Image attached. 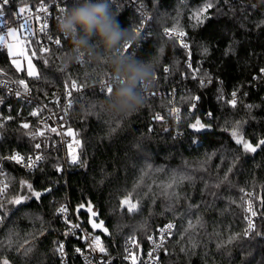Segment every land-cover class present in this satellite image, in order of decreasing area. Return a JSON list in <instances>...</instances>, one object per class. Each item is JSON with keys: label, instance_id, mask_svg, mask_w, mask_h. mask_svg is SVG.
I'll return each instance as SVG.
<instances>
[{"label": "trees", "instance_id": "obj_1", "mask_svg": "<svg viewBox=\"0 0 264 264\" xmlns=\"http://www.w3.org/2000/svg\"><path fill=\"white\" fill-rule=\"evenodd\" d=\"M48 1L15 0V4ZM134 1L108 0L122 27L134 29L142 23ZM78 2L71 0L69 7ZM141 2L151 17L147 26L150 35L132 56L155 57L158 64L144 106L128 118H113L101 107L108 96L99 92L97 85L105 73L110 74L107 65L101 61L65 63L66 40L62 48L38 54L36 77L18 71L7 52L0 49V68L27 79L35 98L53 108L64 102L65 88L72 80L87 88L85 97L78 98L66 115L79 132L80 149L78 163L63 173L57 171L60 155L47 152L54 137L32 116V107L14 104L11 112L0 116V159L14 152H47L35 172L8 166L10 187L0 201V237L6 229L25 221L37 222V218L60 225L58 209L71 204L82 225L102 237L112 264H129L123 259L125 241L135 239L136 252L146 249L149 235L167 221L174 222L176 230L162 252L163 264H264V231L250 239L244 236L241 199L244 189L264 199V146L246 153L231 135L238 131L254 146L264 139V76L259 72L264 68V0H216L204 14L210 18L202 24L193 17L206 0ZM165 28L188 35L191 67L187 65L188 52L164 35ZM229 45L232 51L225 55ZM197 68L200 72H194ZM204 72L210 73L212 82L201 87L192 77L203 78ZM254 76L258 78L254 80ZM173 90H177L182 137L176 136L168 113ZM234 90L238 92L233 108L228 101ZM196 96L199 100L193 109ZM157 115L162 119H155ZM197 119L213 131L193 132L190 125ZM24 123L29 125L27 129L22 127ZM25 181L41 196L19 206L12 204L24 197L21 184ZM129 197L139 204L135 214L120 210ZM101 222L103 227L93 228V223ZM57 244L52 234L45 237L28 251L24 264H58ZM84 247L80 239L68 241L72 264H83L73 253ZM5 260L20 264L0 254V264Z\"/></svg>", "mask_w": 264, "mask_h": 264}, {"label": "built area", "instance_id": "obj_2", "mask_svg": "<svg viewBox=\"0 0 264 264\" xmlns=\"http://www.w3.org/2000/svg\"><path fill=\"white\" fill-rule=\"evenodd\" d=\"M70 1L71 0H51L39 4L16 5L15 0H10V4L4 9L5 16L0 18V21L6 20L8 21V26L17 29V33L21 37L24 48L37 58L38 54H48L53 50L62 48L64 46L65 39L58 33L56 24L59 18L63 15L59 9L63 7L65 8V11H67L70 8ZM134 2L135 3L133 6L136 7L137 12H139V6L137 5L136 1ZM41 7H46L48 11H39ZM20 8L30 10L21 14L19 17H16V13ZM144 15L150 19L144 22V27L141 29V34H138L137 40L132 44V48L130 50L131 56L133 55L134 50H136L144 41L145 38H142L143 34L148 33L147 26L148 22L151 20V17L147 13L146 9H144ZM25 23L26 28L20 27L21 24ZM45 23H47V28H45V30L42 32L41 28ZM7 31L8 28L4 26L3 23H0V37H8ZM177 32L180 31L174 30L171 33V38H174L179 43L181 40H183L190 45L188 35L186 34L184 37H178L176 35ZM49 36H52L53 38L60 37L62 40V47H58L55 45V43L50 42L48 40ZM165 36L170 38L168 35ZM44 48H48L49 51H43ZM184 50L187 52L190 51V49ZM189 59L191 63V55L187 60V65ZM85 61V63H81L80 61L77 63L84 65L89 62L87 58H85ZM108 76H111V74H108ZM104 79H107V76ZM20 80H24L28 85L27 91H25L24 86L19 83ZM77 85L79 86L80 84L77 83ZM97 89L99 92H101L100 83L97 85ZM17 92L20 93L19 96L16 95ZM69 92H71V96L68 95ZM176 92L177 90H173L171 92L173 99L168 113L169 118L172 120L174 125V132L176 136L182 137L184 136V131L179 129L178 126L181 122L180 110L178 113L174 111V109L178 108L175 104ZM86 93L87 88L85 86H83L80 91H77L71 87L70 83L65 88L64 102L58 105L57 108H53L49 104L40 102L35 98L34 92L27 79L13 76L0 68V116L11 112L14 104L32 107V113H37V115L32 116L38 120L39 124L43 125L50 132L51 137H54L47 149V152H55L60 155L62 161L58 167L62 168V171H59V173L66 171L70 165H75L71 163V159L73 157H76L78 160L80 149L79 132L69 124L68 120L66 119V115L69 110L75 106L76 100L78 98H84ZM223 98H226V95ZM194 103L197 105V101ZM209 117V114H206V118ZM53 128L56 129L55 132L52 131ZM47 152L38 151L32 154L14 152L11 155H7L0 159V201L4 200L9 193L10 185L8 181V166H15L25 173L35 172L44 162ZM11 156H20L24 159L21 163H16L14 160L9 159ZM37 156L42 158L37 161L35 159ZM29 158H31V160H29ZM29 163H31L33 166L28 167ZM241 199L243 203V215L246 223L245 231L248 230L249 220H251L255 225V230L257 232L260 230L264 231V199L257 197L254 191L248 189H244L242 191ZM63 207L66 209L65 212H59L61 207L57 211V216L60 218L61 224L52 225L50 229V233L57 239L58 244L62 243L64 245V256L62 257L57 252L58 264H72L71 253L68 250V241L71 238L80 239L85 245L84 249H80L81 251L79 253L76 251L77 248L73 253L80 258L83 264H112L113 260L110 257L109 251L104 245L102 237L99 234L88 231L82 225L80 218L71 204L64 205ZM252 212H255L256 215L253 216ZM168 224L174 225V228L171 230V235H169L166 231L163 234V247L157 248L156 244L160 242L162 235L161 229H166ZM175 230L176 224L172 221H167L161 224L149 235L148 247L146 249L141 248L138 252H136V240L133 238L127 239L124 245L125 255L123 259L129 264H163L161 259L162 252L164 251L171 237L175 234ZM254 235L255 234L252 233L245 237L250 239ZM97 237L99 238L98 244L96 243ZM154 241L156 243H154ZM100 246L105 249L104 252H100ZM13 254L19 256L17 252Z\"/></svg>", "mask_w": 264, "mask_h": 264}, {"label": "clouds", "instance_id": "obj_3", "mask_svg": "<svg viewBox=\"0 0 264 264\" xmlns=\"http://www.w3.org/2000/svg\"><path fill=\"white\" fill-rule=\"evenodd\" d=\"M56 29L69 45L65 63L87 58L107 65L113 91L101 107L109 116L128 118L144 106L158 60L117 54L124 45L131 46L138 33L121 26L108 0H79L59 18Z\"/></svg>", "mask_w": 264, "mask_h": 264}, {"label": "snow or ice", "instance_id": "obj_4", "mask_svg": "<svg viewBox=\"0 0 264 264\" xmlns=\"http://www.w3.org/2000/svg\"><path fill=\"white\" fill-rule=\"evenodd\" d=\"M136 2L139 3V9H138V11L141 13V21H142V23H141L140 27H138V28H134V30H135L138 34H141V29L144 27V22L147 21V20L150 19V18L147 17L146 15H144V8H145V6H144V4L141 2V0H136ZM215 2H216V0H206V3L204 4V7L201 8V9H199V10L194 14V17H193V18L196 20L197 24H202V23L204 22L205 19H209V18H210V17L205 16L204 14H205L209 9H211V8L214 6V3H215ZM9 4H10V0H0V18H3V17L5 16V11H4V9H5ZM29 10H30V9L20 8V9L18 10V12L16 13V17H19L21 14H23V13H25L26 11H29ZM39 11L47 12L48 9H47L46 7H41V8L39 9ZM59 11H60L61 13H64V12H65V8L61 7V8L59 9ZM0 23H3L4 26H6V27L8 28L7 35H9V36H15V35H16V33H17V29L8 26V21L4 20V21H0ZM20 27H22V28H26V23H25V24H21ZM45 28H47V23L44 24V26L41 28V31L43 32V31L45 30ZM173 31H174L173 29H168V28H165V29H164V33H165V35L170 36V38H171V33H172ZM149 35H150V33H144L143 36H142V38H146V37L149 36ZM176 35H177L178 37H184V36H186V33L183 32V31H180V32H177ZM2 38H3V37H0V39H2ZM48 40H49L50 42L55 43V45H57L58 47H62V40H61L60 37L53 38L52 36H49V37H48ZM180 43H181V46H182L184 49H186V50H189V49H190V45H189L187 42H184L183 40H181ZM131 48H132V45L129 46V45L126 44V45H124V47H123L122 49H120V50L118 51L117 54L124 55V56H131V52H130ZM43 51L47 52V51H49V49H48V48H44ZM231 51H232V49H231V45H229L228 48H227V50H226V52H225V55H228L229 52H231ZM204 52H205V54H207L208 49L205 48V49H204ZM188 55H189V57H190V55H191L190 51L188 52ZM80 62H81V63H85V62H86V61H85V58H81V59H80ZM101 62H103V61H101ZM13 63H16V62L13 61ZM16 67H17V70L19 71V70H20V66H19V64H17ZM188 67H191L190 59H189V61H188ZM164 72H165V73H168V72H169V68H168V67H165V68H164ZM194 72H200V69H199V68L194 69ZM259 72H260V75H261V76H264V68H261V69L259 70ZM27 75H28L29 77H34V76H38L39 74L36 73L31 67H29L28 72H27ZM105 75L107 76V79H102V80L99 81V83L101 84V89H100V90H101V92H103L106 96H110L111 93H112V91H113V80H112L111 76H108V75H107V73H105ZM202 77H203V78H200V77H198V76H196V75H193L192 78H193V79H198V80H199V83H200V85H201V87H204V86H206V84H209V83L212 82V78H211L210 73L204 72V73H202ZM257 78H258V77H256V76L253 77L254 80L257 79ZM19 83H20L21 85L24 86L25 91L28 90V85L25 83L24 80H20ZM71 87H72L73 89L77 90V91H80L81 88L83 87V85H79V86H78L76 80H72V82H71ZM237 92H238V90H234V91L231 93L232 99H231L230 101H228V103H230L231 106H232L233 108H234V107L236 106V104H237V99H236V97H237ZM16 95L19 96L20 93L17 92ZM68 95L71 96V92H69ZM192 99L198 101V100H199V97L196 96V97H193ZM195 106H196L195 103L191 104V108L194 109ZM248 107L251 108L250 105H249ZM174 111L178 113V112H179V108L174 109ZM32 115H37V113H36V112H33ZM209 116H211V113H209ZM155 119L160 120V119H162V117L159 116V115H157V116L155 117ZM0 126H2V125H0ZM22 127L25 128V129H27V128L29 127V125H28L27 123H24V124L22 125ZM190 127L193 128V129H195L196 131H200L201 129H204V128L206 127V125L202 124L201 121H200L199 119H197L196 122H195V124L190 125ZM52 131L55 132L56 129L53 128ZM41 134H43V133H41ZM231 135H232V137L234 138L235 143H236L237 145L242 146L244 152H246V153H255V152L257 151L258 148L264 146V139L259 140L258 143L254 146V145H253L252 143H250L249 141L244 140V139L240 136V134L238 133V131H235V130H234V131L232 132ZM35 147H36L37 149H39V148H40V145L37 144V145H35ZM41 158H42V157H40V156L35 157V159H36L37 161L40 160ZM9 159L14 160L16 163H21V162L23 161L24 158H23V157H20V156H11V157H9ZM29 160H31V158H29ZM71 163H72V164H76V163H78L77 158H76V157H73V158L71 159ZM32 166H33V165H32L31 163L28 164V167H32ZM57 171H62V168L58 167V168H57ZM229 171H230V169H229ZM184 178H185V179H189L190 177H184ZM224 179H225V180L227 179V175H226V174H225ZM27 187L29 188V190H31V188H32L31 185H27ZM169 187H171V185H169ZM169 195L171 196L172 193H169ZM32 196L38 199V198L41 196V193L38 192V191H37V192H32ZM27 199H29V197H19V198H16V199L12 200L11 203L14 204V205H22V204L24 203V201H26ZM122 204H124V205H128V211H129V212L134 211V210L136 209V207H137L136 204H132V203H130L129 200H127V199L123 200V201H122ZM2 208H3V206L0 205V209H2ZM65 211H66V209H65L63 206L59 209V212H61V213H62V212H65ZM89 211H91V208H89ZM92 215H93V216H96L97 213L92 212ZM252 215L255 216L256 213H255V212H252ZM2 218H3V216H0V219H2ZM92 226H93V228H96V227H103V223H102V222H101L100 224L93 223ZM191 227H192V223H191V221H190V222H189V228H191ZM173 228H174V225H173V224H168V225L166 226V229H161V233H162V235H161V238H160V242H159L158 244H156V247H157V248L163 247V241H164V235H163V234L167 231V233H168L169 235H171V230H172ZM105 231H107V229H105ZM252 233H254L256 236H260V235H262V233L257 232V231L255 230V225L252 223L251 220H249V222H248V230H246V231L244 232V236H249V235L252 234ZM232 239H234V237H233V238H229V240L227 241V243H231V242H232ZM98 241H99V238L97 237V238H96V243H97V244H98ZM154 243H156V242L154 241ZM220 246H221V245H218V247H220ZM193 247H195V245H193ZM99 250H100V252H104V251H105V249H104L102 246L99 247ZM27 251H30V249H27V250L25 251V254H26ZM56 251H57V252L63 257V256H64V245H63L62 243L58 244V246H57V248H56ZM76 251L79 253L81 250L77 248ZM181 251H185V249H184V248H181ZM3 264H8L7 260H5V261L3 262Z\"/></svg>", "mask_w": 264, "mask_h": 264}, {"label": "rangeland", "instance_id": "obj_5", "mask_svg": "<svg viewBox=\"0 0 264 264\" xmlns=\"http://www.w3.org/2000/svg\"><path fill=\"white\" fill-rule=\"evenodd\" d=\"M0 49L5 50L9 55L12 64L17 69L16 65L19 64L20 72L24 71L26 74L29 67H31L36 73H38V65L35 61L36 57L29 53L23 46L21 37L18 33L15 36L4 37L0 39ZM15 61L16 63H13ZM36 77V76H34ZM28 182L21 184L22 196L29 197L26 201H30L32 198L31 188ZM35 221H25L22 224H17L14 228H9L4 231L0 237V254L4 258H12L20 264H24L28 257L27 249L36 247L41 241L50 236V224L39 222V218ZM18 253L19 256L13 253Z\"/></svg>", "mask_w": 264, "mask_h": 264}, {"label": "water", "instance_id": "obj_6", "mask_svg": "<svg viewBox=\"0 0 264 264\" xmlns=\"http://www.w3.org/2000/svg\"><path fill=\"white\" fill-rule=\"evenodd\" d=\"M199 120H200V119H199ZM200 121H201V120H200ZM195 122H196V121H195ZM195 122H194L193 124H195ZM201 123L204 124L202 121H201ZM204 125H205V124H204ZM191 130H192L193 132H195V133H198V134H206V133H210V132H212V131H213V128L210 127V126H207V125H206V127H205L204 129H201L200 131H196V130L193 129V128H191ZM126 199L129 200L130 203H132V204H136V205H137L136 209H135L134 211L130 212V213H131V214H135L136 212H138V210H139V204L136 203V202H133V199H132L131 197L126 198ZM124 200H125V199H124ZM18 206H19V205H18ZM124 209L128 210V205L121 204V208H120L121 212H123ZM141 255H142V251H141ZM140 258H141V256H140Z\"/></svg>", "mask_w": 264, "mask_h": 264}]
</instances>
